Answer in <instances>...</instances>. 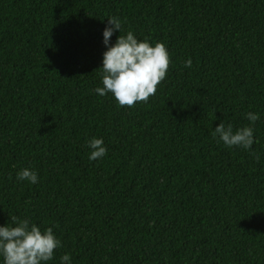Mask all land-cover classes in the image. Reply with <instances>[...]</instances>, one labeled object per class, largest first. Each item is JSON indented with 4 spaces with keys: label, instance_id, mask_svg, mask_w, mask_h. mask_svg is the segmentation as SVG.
<instances>
[{
    "label": "trees",
    "instance_id": "16d2710c",
    "mask_svg": "<svg viewBox=\"0 0 264 264\" xmlns=\"http://www.w3.org/2000/svg\"><path fill=\"white\" fill-rule=\"evenodd\" d=\"M107 17L167 48L146 102L93 91ZM222 120L253 128L249 150L212 137ZM13 216L54 225L47 264H264V0H0V225Z\"/></svg>",
    "mask_w": 264,
    "mask_h": 264
},
{
    "label": "clouds",
    "instance_id": "9594fccd",
    "mask_svg": "<svg viewBox=\"0 0 264 264\" xmlns=\"http://www.w3.org/2000/svg\"><path fill=\"white\" fill-rule=\"evenodd\" d=\"M115 31L119 32L114 42L110 38ZM121 19L107 17L102 29V52L100 83L93 89L98 96L111 93L121 106H132L134 102H146L156 92V86L165 78L170 57L163 42L150 43L147 39H137L132 31L123 35ZM192 61L185 58L184 67L190 68ZM249 125L258 119V114H245ZM211 135L226 147H240L249 150L254 143L253 128L244 126L233 130L231 123L223 120L212 129ZM90 149L88 159L95 160L106 154L102 138L88 140ZM258 158V157H256ZM17 180L37 183L35 169L22 168L16 172ZM54 225L41 229L30 223L28 218L13 216L10 223L0 225V264H47L54 257V250L62 244L53 231ZM59 264H71V257L64 253L59 256Z\"/></svg>",
    "mask_w": 264,
    "mask_h": 264
}]
</instances>
